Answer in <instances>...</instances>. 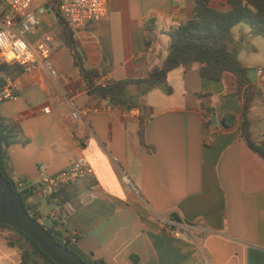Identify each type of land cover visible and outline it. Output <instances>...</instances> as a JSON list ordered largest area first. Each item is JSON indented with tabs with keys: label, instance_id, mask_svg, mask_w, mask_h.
<instances>
[{
	"label": "crops",
	"instance_id": "obj_1",
	"mask_svg": "<svg viewBox=\"0 0 264 264\" xmlns=\"http://www.w3.org/2000/svg\"><path fill=\"white\" fill-rule=\"evenodd\" d=\"M195 5L109 0V15L75 34L85 67L100 71V83L146 77L168 54L169 29L192 20ZM211 6L231 9L225 0H211ZM149 18L157 28L147 47ZM56 31V76L42 64L25 71L11 63L24 70L14 71L17 97L0 102V114L21 129V140L7 152L13 179L37 186L43 176L87 159L94 172L73 182L79 193L75 211L59 229L106 264H264V160L240 139L242 102L231 96L236 79L226 75L222 83L201 78L198 66L178 68L169 75L170 92L154 88L138 106L107 111L87 92L58 25ZM233 34L241 45L239 61L263 93L250 118L254 138L264 141V75L258 73L264 69V38L246 24ZM142 91L131 85L127 95ZM199 94L211 96L201 100ZM202 104L213 108L217 126H209L213 117ZM228 117L235 118L231 126ZM38 200L41 210L49 204ZM49 205L44 214L57 210ZM20 262L21 255L0 240V264Z\"/></svg>",
	"mask_w": 264,
	"mask_h": 264
},
{
	"label": "trees",
	"instance_id": "obj_2",
	"mask_svg": "<svg viewBox=\"0 0 264 264\" xmlns=\"http://www.w3.org/2000/svg\"><path fill=\"white\" fill-rule=\"evenodd\" d=\"M227 7L231 9L222 11L211 6V0H196L194 8V18L186 21L178 27H171L167 32L170 42L167 49L166 58L155 65L148 75L141 79H128L107 83H100V71L98 69H87L84 63V55L79 49L76 36L60 14L59 0H47L50 8L56 11L57 25L60 31V39L69 49L73 56L75 67L81 73L87 92L102 100L113 108L129 109L139 105L140 98L149 90L154 88H164L170 92L168 78L172 71L184 68L186 71L198 66L201 78L224 81L226 75H232L236 79V88L231 96L237 97L242 102L241 115L237 119L240 131V139L248 147L264 160V141H257L252 132V121L250 118L253 103L258 96L263 93L252 85L250 79V69L244 67L239 61L241 45L236 41L233 28L246 24L252 30L253 36L264 38V0H225ZM156 21L149 18L145 21V31L147 33V47L154 41L156 32ZM14 71L18 73L24 71L22 67L11 63H0V93L7 86V77L14 78ZM137 85L143 88L138 97H129L127 88ZM211 95H200L202 100ZM208 110L213 117V108ZM140 138L144 144V119L141 118ZM212 120H209V126ZM21 140L20 126L10 119L0 114V169L3 176L10 185L17 188L20 201L25 209L35 220L48 218L53 222L48 232L55 238L57 243L66 249L77 254L86 264H106L103 260H97L93 256L86 255L78 249L71 237L65 236L59 229L64 221V217L56 214H44L40 209V197L38 188L34 185L21 183L14 180L10 168L7 164L8 149ZM21 184V186H20ZM78 190L73 182L66 185L59 192L49 199V204H54L57 208L63 207L67 203L78 197ZM38 200L31 203L30 200ZM0 229L11 232V236L4 234L0 238L5 239L6 244L15 249L21 255L20 264H56L29 236L23 232L0 224ZM3 232V231H2ZM76 238V237H74ZM78 238V236H77Z\"/></svg>",
	"mask_w": 264,
	"mask_h": 264
},
{
	"label": "built area",
	"instance_id": "obj_3",
	"mask_svg": "<svg viewBox=\"0 0 264 264\" xmlns=\"http://www.w3.org/2000/svg\"><path fill=\"white\" fill-rule=\"evenodd\" d=\"M59 10L69 28L74 33H78L88 23H98L109 15V0H59ZM39 24L40 21L32 7V0H0V63H15L22 66L25 71L35 69L42 64L52 76H56L52 57L58 39L57 33L46 34L34 45L25 38L28 33H35L39 29ZM18 26L20 29H17ZM258 73L263 76L264 69L259 70ZM6 80L7 86L0 93V102L14 100L17 97L16 86L12 79L7 77ZM106 109L113 111L111 105H106ZM49 111L45 109L46 113ZM72 117L79 118V113L74 112ZM93 172L88 160L81 158L70 168L56 175L43 176L36 187L40 197L46 200L69 183L89 176ZM30 201L34 203L33 199ZM74 211L75 207L67 203L52 214L67 217Z\"/></svg>",
	"mask_w": 264,
	"mask_h": 264
},
{
	"label": "water",
	"instance_id": "obj_4",
	"mask_svg": "<svg viewBox=\"0 0 264 264\" xmlns=\"http://www.w3.org/2000/svg\"><path fill=\"white\" fill-rule=\"evenodd\" d=\"M42 11H49L51 15L58 17L56 11L50 9L48 4ZM234 121V117H228L226 123L231 126ZM212 124L217 126L216 117L212 118ZM0 224L13 227L29 236L56 264H86L77 254L57 243L55 238L48 232L47 229L53 225L51 220L40 221L32 218L20 201L17 188L9 184L1 169Z\"/></svg>",
	"mask_w": 264,
	"mask_h": 264
},
{
	"label": "rangeland",
	"instance_id": "obj_5",
	"mask_svg": "<svg viewBox=\"0 0 264 264\" xmlns=\"http://www.w3.org/2000/svg\"><path fill=\"white\" fill-rule=\"evenodd\" d=\"M46 5H47V0H32V7L34 10V13L37 19L40 21V24H39V29L35 33L30 32L25 37L26 40L31 44H35L36 42L40 41L48 33H54V34L57 33L56 31L57 17L54 15H50L48 11H44V12L41 11L42 9H44ZM17 29H20V26H18ZM162 39L163 41H166V43H168L169 38L167 36L162 37ZM51 207H52L51 205L44 202L42 211L50 209ZM1 231H3L4 236L6 237H9L12 235L11 232L7 230L1 229ZM0 240L3 242H6L5 239L3 238H1Z\"/></svg>",
	"mask_w": 264,
	"mask_h": 264
}]
</instances>
